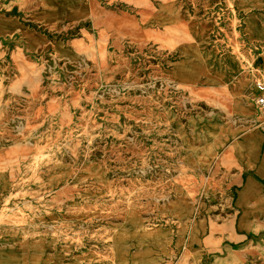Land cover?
Here are the masks:
<instances>
[{
    "label": "rangeland",
    "instance_id": "rangeland-1",
    "mask_svg": "<svg viewBox=\"0 0 264 264\" xmlns=\"http://www.w3.org/2000/svg\"><path fill=\"white\" fill-rule=\"evenodd\" d=\"M260 82L264 0H0V264H264Z\"/></svg>",
    "mask_w": 264,
    "mask_h": 264
},
{
    "label": "bare ground",
    "instance_id": "bare-ground-1",
    "mask_svg": "<svg viewBox=\"0 0 264 264\" xmlns=\"http://www.w3.org/2000/svg\"><path fill=\"white\" fill-rule=\"evenodd\" d=\"M263 207L264 206H261V211H263ZM244 209H245V214L246 215H250V213L252 212V208H250L249 207V205H245L244 206ZM224 226V225H223ZM254 233H256L253 237H254V239H256V240H260V237H259V232H258V230H256ZM262 239H264V236H262ZM264 241H262L261 243H260V241H258V244H259V246H262L263 247V243ZM258 248L257 249H252V250H249L248 252H243V253H239V252H237L238 254H236V252H234V251H232V250H230L229 251V253H228V259H227V261H228V264H234V263H236V262H238L239 261V257L237 256V255H239V256H241L242 258H245L248 254H254V253H256V252H258Z\"/></svg>",
    "mask_w": 264,
    "mask_h": 264
},
{
    "label": "built area",
    "instance_id": "built-area-1",
    "mask_svg": "<svg viewBox=\"0 0 264 264\" xmlns=\"http://www.w3.org/2000/svg\"><path fill=\"white\" fill-rule=\"evenodd\" d=\"M261 89V95L257 97V103L264 107V83H259Z\"/></svg>",
    "mask_w": 264,
    "mask_h": 264
}]
</instances>
